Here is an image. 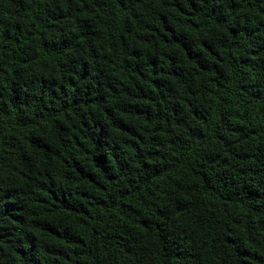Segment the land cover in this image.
I'll use <instances>...</instances> for the list:
<instances>
[{
  "label": "trees",
  "instance_id": "16d2710c",
  "mask_svg": "<svg viewBox=\"0 0 264 264\" xmlns=\"http://www.w3.org/2000/svg\"><path fill=\"white\" fill-rule=\"evenodd\" d=\"M0 264H264V0H0Z\"/></svg>",
  "mask_w": 264,
  "mask_h": 264
}]
</instances>
